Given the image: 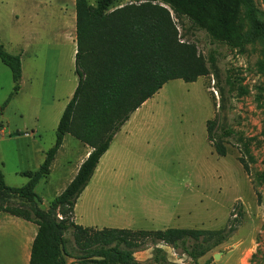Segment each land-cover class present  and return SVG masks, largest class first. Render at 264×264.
Here are the masks:
<instances>
[{"label": "rangeland", "instance_id": "rangeland-1", "mask_svg": "<svg viewBox=\"0 0 264 264\" xmlns=\"http://www.w3.org/2000/svg\"><path fill=\"white\" fill-rule=\"evenodd\" d=\"M129 1L115 0L113 6ZM255 2L264 19V0ZM162 4L170 8L182 41L194 43L206 59L214 58L215 66L194 82L168 81L137 110L135 117H140L128 126L127 136L123 132L113 141L118 158L114 163H99L96 177L79 197L76 221L97 228L219 229L237 216L231 236L198 260L173 248H168L169 258L175 264H264V71L258 68L264 56L262 46L248 44L244 51L234 47L212 32V21L191 2L178 0L180 11ZM75 17L76 0H0V42L7 51L21 54L25 72L37 61L35 53L43 59L46 53L63 47L68 56L66 69L73 77L77 74L71 55L76 43L70 34ZM53 58L50 53L43 62L48 67L43 85L46 97L54 91L55 72L49 60ZM12 90V71L0 59L1 102ZM53 115L54 111L49 117L42 116L41 122L46 128L44 141L54 145L58 124ZM217 115L221 126L233 129L225 156L208 140L207 121ZM28 117L26 114L22 120ZM5 128L10 129L6 121ZM83 149L79 139L65 136L51 174L36 187L42 208L48 209L67 187ZM2 151L8 171L17 165L33 166L15 163L12 143L3 142ZM241 157L249 164V172ZM9 180L22 186L28 178L19 174L16 181ZM7 250L11 253L12 245L5 240L0 243V264L11 263Z\"/></svg>", "mask_w": 264, "mask_h": 264}, {"label": "trees", "instance_id": "trees-1", "mask_svg": "<svg viewBox=\"0 0 264 264\" xmlns=\"http://www.w3.org/2000/svg\"><path fill=\"white\" fill-rule=\"evenodd\" d=\"M115 0H76V73L78 85L57 127L55 144L38 169L21 174L22 186L6 182L0 155V213L8 212L38 225L30 264H175L160 244L198 260L235 230L237 216L219 229L168 227L159 231L120 228H91L76 221L77 201L89 185L101 157L132 114L168 81L194 82L208 75L215 59H206L197 46L182 41L169 7L180 11L178 0H131L114 7ZM198 5L211 21L214 34L244 51L259 43L264 53V19L255 0H185ZM0 58L11 69L13 90L0 108L22 87V57L6 50L0 42ZM264 71V56L259 62ZM208 140L215 151L227 155L233 129L221 126L218 115L207 121ZM71 134L92 150L76 175L48 209L40 206L36 187L51 173L53 162ZM245 171L247 162L240 158ZM70 233L72 236H68ZM153 248L148 261L136 252Z\"/></svg>", "mask_w": 264, "mask_h": 264}, {"label": "crops", "instance_id": "crops-1", "mask_svg": "<svg viewBox=\"0 0 264 264\" xmlns=\"http://www.w3.org/2000/svg\"><path fill=\"white\" fill-rule=\"evenodd\" d=\"M74 20L76 21V17L73 19V26H72L73 33H71L70 35L75 37L74 41L76 43V46L74 47V50L71 55L72 61L75 62L77 41H76V23L74 25ZM67 29L68 32L66 33L65 38H67L68 36L67 34H69V24L68 27H66V30ZM50 53H52L54 57L53 59H49L50 65L52 66V69L55 72V78L53 79L54 91L49 97H46L44 94L43 85L45 84V81L48 78L46 74L48 67L47 64L43 65V62L45 61L47 62L46 59L48 58V55ZM50 53H46L43 59H40L39 53H35L33 57L37 61L35 62L32 61L31 65L29 66L28 72H25V67L22 62L23 76H22L21 90L13 97L11 103L9 104V106H7L1 117L3 127L0 130V155H1V160L3 162V171L5 173L6 182L12 186H16V185L12 184L9 179H13L14 181H16V178L19 174L23 176V174H21L23 171L38 169L45 160L46 152L53 144H51L52 142L46 143L44 141L43 135L45 133L44 130L46 128L41 122L42 116L44 117V115L45 116L47 115V117H49L52 111H54V115L52 119L56 123V125L59 124L60 117L62 116L64 109L66 108L69 100L73 96L75 89L78 85V76L73 74L72 77L71 75H69L66 69V61L68 59L66 50L63 47H59ZM61 99H63V101L65 100L63 104L60 101ZM21 100L25 101L23 105H21ZM1 103L3 104V102H1L0 100V108L2 105ZM137 110L132 114L131 118L123 125L121 130L115 135L114 139L118 135H122L123 132H125V135L123 136H127L129 130L126 131V129L128 128V126H130L133 123V120H137L140 117V115L135 117V114L138 112ZM26 114L30 116L28 117L30 119V122L28 121L29 119H27L26 121L22 120ZM32 117L33 120L31 119ZM15 118H19V119L17 120ZM5 121L10 127L9 130H6L5 128ZM20 121H22V123ZM11 124L14 128L11 126ZM5 141H7L8 144L12 143L14 146H16L15 163H32L33 166L29 168H25L23 166L17 165L14 166L11 170H9L10 171L9 172L7 170L5 153L3 151L2 152L4 154L1 153V144L3 145V142ZM113 143L114 142L111 143L110 148L101 157L99 163H114L115 159L118 158L116 157L118 154H116L114 150L116 145L113 147L114 145ZM21 146H26L28 149L24 150L20 148ZM63 147H64V143L61 148ZM91 150L92 148L89 145L84 144V149L80 158V162L78 164L74 176L76 175L80 165L88 157ZM56 158L54 162L56 161ZM97 170L98 167L96 169L93 178L96 177ZM51 171H52V167H51ZM49 175L47 177H43L41 180L47 179ZM74 176H72L71 180L74 178ZM86 227L97 228V226L96 227L86 226ZM104 228H120V229L132 230V231L164 230V229H158V230L134 229L130 227H104ZM37 231H38V225L32 221L26 220L19 216L12 215L8 212L0 213V243H4V241L6 240L9 242V245H12L11 253L10 250H7L6 253L8 263L11 262L10 264H30L32 245L37 235ZM160 246H162L165 250H167V252H168V248H172L165 244H160ZM152 251H153L152 247L138 251L136 252V257L139 260L146 261L148 258H151ZM170 260L172 261V259Z\"/></svg>", "mask_w": 264, "mask_h": 264}, {"label": "water", "instance_id": "water-1", "mask_svg": "<svg viewBox=\"0 0 264 264\" xmlns=\"http://www.w3.org/2000/svg\"><path fill=\"white\" fill-rule=\"evenodd\" d=\"M215 257H219V253H216V254H215Z\"/></svg>", "mask_w": 264, "mask_h": 264}]
</instances>
